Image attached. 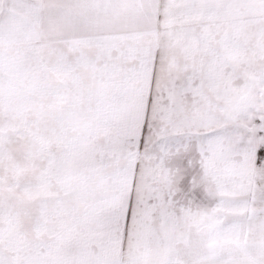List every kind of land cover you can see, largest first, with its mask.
I'll list each match as a JSON object with an SVG mask.
<instances>
[{
    "label": "snow or ice",
    "instance_id": "1",
    "mask_svg": "<svg viewBox=\"0 0 264 264\" xmlns=\"http://www.w3.org/2000/svg\"><path fill=\"white\" fill-rule=\"evenodd\" d=\"M0 264H264V0H0Z\"/></svg>",
    "mask_w": 264,
    "mask_h": 264
}]
</instances>
